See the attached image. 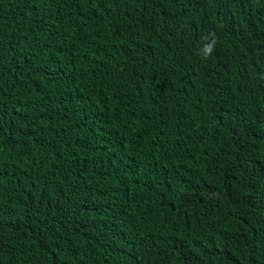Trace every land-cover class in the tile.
I'll list each match as a JSON object with an SVG mask.
<instances>
[{"label":"trees","instance_id":"obj_1","mask_svg":"<svg viewBox=\"0 0 264 264\" xmlns=\"http://www.w3.org/2000/svg\"><path fill=\"white\" fill-rule=\"evenodd\" d=\"M0 264H264V0H0Z\"/></svg>","mask_w":264,"mask_h":264},{"label":"clouds","instance_id":"obj_2","mask_svg":"<svg viewBox=\"0 0 264 264\" xmlns=\"http://www.w3.org/2000/svg\"><path fill=\"white\" fill-rule=\"evenodd\" d=\"M202 39L205 41L201 48V53L203 55V58L207 59L214 51L215 45L217 43V38L214 34H209L208 36L202 37Z\"/></svg>","mask_w":264,"mask_h":264}]
</instances>
